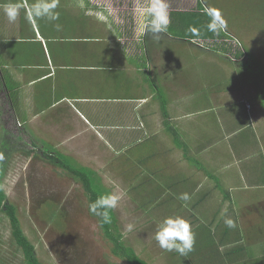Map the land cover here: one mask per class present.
I'll list each match as a JSON object with an SVG mask.
<instances>
[{"label": "crops", "instance_id": "crops-1", "mask_svg": "<svg viewBox=\"0 0 264 264\" xmlns=\"http://www.w3.org/2000/svg\"><path fill=\"white\" fill-rule=\"evenodd\" d=\"M107 2L58 0L55 21H30L22 7L17 23L9 24L4 5L31 6L35 0H0L1 133L7 131L15 141L27 135L30 153L43 155L48 145L68 163L98 174L107 173L109 154L129 139L162 133L167 136L152 146L162 149V142L173 136L175 155L160 166L173 168L163 171L173 173L168 179L173 182L159 185L160 194L176 189L169 200L183 205L179 197L190 189L187 221H197L195 214L203 213L196 209L217 198L223 203L232 198V191L244 197L245 191H263L264 76L256 65L253 71L244 68L248 48L242 50L223 32L209 31L211 18L204 17L200 0H166L167 31L158 38L146 35L142 43L137 35H126V23L118 22L116 9ZM197 13L193 20L202 30L190 22ZM12 124L23 127V136L10 129ZM94 156L102 158L99 168ZM155 181L144 178V189H156ZM259 209L262 219L264 200ZM222 230L218 226L216 237L226 252L230 248L224 245L239 239ZM226 232L228 242H220Z\"/></svg>", "mask_w": 264, "mask_h": 264}, {"label": "rangeland", "instance_id": "rangeland-1", "mask_svg": "<svg viewBox=\"0 0 264 264\" xmlns=\"http://www.w3.org/2000/svg\"><path fill=\"white\" fill-rule=\"evenodd\" d=\"M106 1H108L106 5L116 9L115 16L118 22L126 23V35L136 38L138 30L135 24H140L142 20L140 9L150 3V0ZM200 1L204 6L205 18H211L208 13L218 10L227 22L226 29L221 31L226 34V39L234 41L242 50L243 47L248 48L249 63H245L244 68L253 71V65H256L255 68L258 67L260 74L264 76V0ZM101 3L105 5L102 1ZM123 17L125 21L122 20ZM130 23L133 26L130 27ZM101 34L108 36L105 32ZM189 53L191 52H186L184 55L189 56ZM10 129L20 132L23 136V127H15L12 124ZM26 136L22 140L15 141L12 135L1 133L0 126L2 158H5L4 152L8 147L18 146L19 143L26 151L29 150L33 145L31 146ZM162 136L167 135L161 133L158 137L146 135L140 140L134 137L129 139L118 152L115 150L114 153L109 154L110 166L104 167L107 173L101 171V174H98L101 176L98 177L99 180L97 179V185H103L106 193H117L121 197L114 211L119 219V227L125 242L132 245L139 256L149 264H209L206 250H215L214 246H209L213 242H219L216 230L220 226L221 230L226 228L231 238L239 239H232L236 244L230 242L227 246L226 243L224 245L226 248L242 246L235 258L232 261L227 260L225 264H264V217L262 219L259 217L261 212L259 204L264 200V196L258 197L262 192L264 193V190L258 189L245 191L246 197L238 191H232V198H228L224 203L217 198L214 203L208 204V207L204 205L201 210L195 208L203 215L195 214L197 221L188 218L192 230H195L193 231L195 244L192 251L204 254L203 262L195 261L190 253L182 256L175 251L168 252L159 247L154 239L159 223L166 217L179 216L186 219L188 215L184 212L189 203L180 200L183 205H179L176 199L169 200L172 195L176 196V193H173L176 189H173V192L166 189L168 191L160 194L162 189L159 185L165 188L166 184L173 182L168 180L173 177L171 176L173 173H163L173 168H160V166L163 162H167V159L173 158L176 147L173 144V136H169L162 142L165 148L154 149L152 146L158 142L156 139L161 140ZM3 142L8 143L7 147ZM44 147L47 152H55L48 149V145ZM25 150L16 149L10 154L6 153L10 158L5 159L10 161L5 177V189L9 199L18 207L23 230L35 244L40 260L45 264H128L112 253L111 241L103 235L97 217L89 212V197L82 184L63 169L33 156V151L28 155ZM100 159L102 158L95 157V168L100 167L97 163ZM89 162L87 161L88 164ZM149 170L155 171V174L153 175ZM149 176L152 181L159 182L158 187L153 184L156 189L152 187L144 189L142 181ZM186 193L189 194L190 189ZM143 195L146 197L140 202L139 199ZM230 209L233 211H229ZM250 209L253 211V218L249 221L250 217L247 214H250ZM226 218L234 221V228L225 225ZM129 224L133 225L132 231L126 230ZM235 229L243 232L236 236ZM202 236L206 239H201ZM219 250L225 252L223 248ZM0 251V264H25L22 253L12 242L9 219L1 211ZM219 257L228 259L224 254H220Z\"/></svg>", "mask_w": 264, "mask_h": 264}, {"label": "clouds", "instance_id": "clouds-1", "mask_svg": "<svg viewBox=\"0 0 264 264\" xmlns=\"http://www.w3.org/2000/svg\"><path fill=\"white\" fill-rule=\"evenodd\" d=\"M22 7H27V18L30 21L48 19L55 21L59 19L58 0H35L31 6H26L23 3H9L4 5L3 11L9 24H16L20 16ZM83 7V4H81ZM211 21L208 24L209 31L214 34H219L227 27V22L224 20L220 12L214 11L208 13ZM142 17L141 23L138 26L137 40L143 42V37L152 35L159 37L165 33L170 24V16L166 0H150L146 6L140 9ZM101 18H103L101 16ZM59 29V25H56ZM120 195L117 193H106L99 196L94 202L89 204V212L98 217L103 224H110L112 218L110 212L115 210L120 202ZM179 199L187 202L191 199L188 193H183ZM228 228H234L235 223L231 218L224 220ZM133 225L126 226L127 231H132ZM154 239L159 247L168 252H178L182 256H187L193 250L195 244V235L192 231L189 221L182 217H166L158 225Z\"/></svg>", "mask_w": 264, "mask_h": 264}, {"label": "trees", "instance_id": "trees-1", "mask_svg": "<svg viewBox=\"0 0 264 264\" xmlns=\"http://www.w3.org/2000/svg\"><path fill=\"white\" fill-rule=\"evenodd\" d=\"M197 14H194L190 17V22H194L196 24V29L204 28V26H197L198 20H193L194 18L197 19ZM200 16V15H199ZM183 35V34H182ZM184 36V35H183ZM6 135H10L7 131H5ZM5 146L7 147L8 143L3 142ZM5 147V149H6ZM19 150L21 151L25 150V147H22L21 145H18L16 147H8L7 151L4 152V157L6 158V153L10 154L13 150ZM26 154L30 155V151H26ZM33 156H37L44 161H47L50 164H53L55 166H58L59 168L63 169L65 172L68 173L69 176H71L73 179L78 181L82 184L84 190L87 192L89 197V204L94 202L99 196L106 194L105 187L103 185H97V181L100 179L98 173L89 167L84 166H77L72 165L71 163H68V159L66 156L60 154V153H53V152H47L44 151L43 155H41L38 150H33ZM2 158V155H0V211L5 214V216L9 219L10 224V236L12 238V242L16 245L18 251H20L23 255L25 264H45L43 263L36 251L35 244L29 239V237L26 235V233L23 230L22 223L19 217V210L17 205L12 202L5 189V177L8 171L9 161L10 157H7L8 159ZM98 179V180H97ZM96 185V186H94ZM112 222L110 224H103L100 219L97 217L100 227L102 229L103 235L111 241L112 247L111 251L114 255L122 258L125 260L128 264H149L144 258L139 256V254L136 252L134 247L130 244H127L125 240L123 239V234L120 230V224L119 219L117 218L116 212L112 210L110 212ZM228 233L226 232L225 235L220 238V242H228ZM213 242V241H212ZM211 244V243H209ZM217 245V246H216ZM215 247V250L207 249V257L209 259V264H225L228 261H232L235 258V255L239 252V250L242 249V246L239 247L234 246L230 249H228L224 255L226 256V260L221 259L220 254H223L219 250L218 243H212L209 247ZM1 252V251H0ZM190 255H193V258L195 261H202L204 260L203 255L199 254L197 252H190ZM9 261V259H8ZM12 264V263H11ZM201 264V263H200ZM207 264V263H202Z\"/></svg>", "mask_w": 264, "mask_h": 264}]
</instances>
